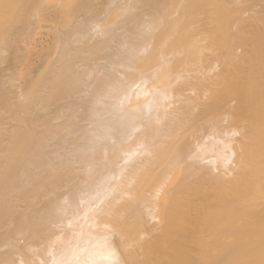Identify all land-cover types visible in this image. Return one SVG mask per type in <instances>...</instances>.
<instances>
[{"label": "bare ground", "instance_id": "obj_1", "mask_svg": "<svg viewBox=\"0 0 264 264\" xmlns=\"http://www.w3.org/2000/svg\"><path fill=\"white\" fill-rule=\"evenodd\" d=\"M0 264H264V0H0Z\"/></svg>", "mask_w": 264, "mask_h": 264}, {"label": "rangeland", "instance_id": "obj_2", "mask_svg": "<svg viewBox=\"0 0 264 264\" xmlns=\"http://www.w3.org/2000/svg\"><path fill=\"white\" fill-rule=\"evenodd\" d=\"M244 15H246V13H244ZM31 62H32V60L30 59V60L27 62V65H26V66H28V65H29V63H31ZM13 89H14V88H13ZM13 89H11L10 91L12 92V90H13ZM14 90H15V89H14ZM10 91H9V93H10V96H11V98H10V99H13L12 101L16 100L15 98H13V97H12V95H11V92H10ZM13 94H14V93H13ZM5 95H9V94H5ZM10 96H9V97H10ZM15 96H16V95H15ZM9 97H8V98H7V97H5V98H7V99H8V101H9ZM2 98H3V97H2ZM5 98H4V99H5ZM4 101H6V100H4ZM8 101H7V102H8ZM12 155H13V153H12ZM10 156H11V154H10ZM13 156H14V155H13ZM13 156H12V157H13ZM15 156H16V155H15ZM17 156H18V155H17ZM8 157H9V155H8ZM10 158H11V157H9V159H10ZM17 158H20V157L18 156ZM14 159H15V157H14ZM7 160H8V159H7ZM10 160H11V159H10ZM8 161H9V160H8ZM10 162H11V161H10Z\"/></svg>", "mask_w": 264, "mask_h": 264}]
</instances>
